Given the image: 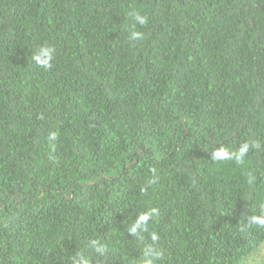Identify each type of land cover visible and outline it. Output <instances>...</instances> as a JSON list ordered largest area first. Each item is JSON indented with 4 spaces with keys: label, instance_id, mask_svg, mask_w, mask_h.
<instances>
[{
    "label": "trees",
    "instance_id": "obj_1",
    "mask_svg": "<svg viewBox=\"0 0 264 264\" xmlns=\"http://www.w3.org/2000/svg\"><path fill=\"white\" fill-rule=\"evenodd\" d=\"M253 216L264 0H0V264H245Z\"/></svg>",
    "mask_w": 264,
    "mask_h": 264
},
{
    "label": "clouds",
    "instance_id": "obj_2",
    "mask_svg": "<svg viewBox=\"0 0 264 264\" xmlns=\"http://www.w3.org/2000/svg\"><path fill=\"white\" fill-rule=\"evenodd\" d=\"M135 20L139 25H144L147 23V18L145 16L140 15L139 13L135 14ZM141 36L142 34L140 32H133L131 39H140ZM52 58V49L47 46L40 47L33 56L35 64L44 69H48L52 66ZM50 135L51 138L54 140L55 133H52ZM248 150L249 145L247 143L242 144L236 152L232 153H229L224 148L220 147L213 151L212 157L215 160L235 159L237 162H242L243 157L248 152ZM155 211V209H152L150 212H144L139 214L133 222L132 226L130 227L129 233L133 235H138L139 232L146 230L147 222L149 221L152 213H154ZM252 223L264 224V217L253 216ZM156 239L157 236L153 235L152 240L155 241ZM91 246L95 248L97 253L103 254V247L98 245L96 241H92ZM161 255L162 253L159 250L154 249L153 247H147L144 251L145 257L159 258ZM78 264H88V262L86 259L81 258L78 261ZM145 264H147V261L145 262Z\"/></svg>",
    "mask_w": 264,
    "mask_h": 264
},
{
    "label": "rangeland",
    "instance_id": "obj_3",
    "mask_svg": "<svg viewBox=\"0 0 264 264\" xmlns=\"http://www.w3.org/2000/svg\"><path fill=\"white\" fill-rule=\"evenodd\" d=\"M245 264H264V247L257 256H255V259L248 260Z\"/></svg>",
    "mask_w": 264,
    "mask_h": 264
}]
</instances>
